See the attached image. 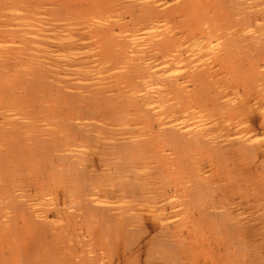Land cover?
I'll return each mask as SVG.
<instances>
[{
    "label": "bare ground",
    "instance_id": "obj_1",
    "mask_svg": "<svg viewBox=\"0 0 264 264\" xmlns=\"http://www.w3.org/2000/svg\"><path fill=\"white\" fill-rule=\"evenodd\" d=\"M0 264H264V0H0Z\"/></svg>",
    "mask_w": 264,
    "mask_h": 264
}]
</instances>
